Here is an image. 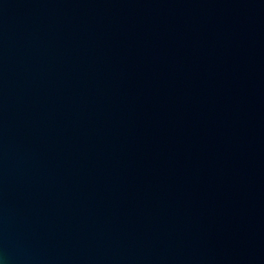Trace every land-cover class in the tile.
Returning a JSON list of instances; mask_svg holds the SVG:
<instances>
[{"label":"water","instance_id":"obj_1","mask_svg":"<svg viewBox=\"0 0 264 264\" xmlns=\"http://www.w3.org/2000/svg\"><path fill=\"white\" fill-rule=\"evenodd\" d=\"M0 264H264V0H0Z\"/></svg>","mask_w":264,"mask_h":264}]
</instances>
